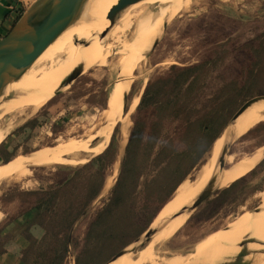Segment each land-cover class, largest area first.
<instances>
[{"label":"rangeland","instance_id":"obj_1","mask_svg":"<svg viewBox=\"0 0 264 264\" xmlns=\"http://www.w3.org/2000/svg\"><path fill=\"white\" fill-rule=\"evenodd\" d=\"M176 1L180 4L177 5ZM176 1L173 0L174 4H171L173 6L167 10L170 23L165 36L161 39L163 15L154 20L153 25L156 22L153 26L154 29L156 28L155 30L152 26L149 27L152 28L149 31H152L153 36L148 39L151 34L148 32L149 35L147 34L145 42L140 45V48L142 47L140 51L136 49V46L134 47L137 51L136 58L134 57L131 60L127 58L125 64H121L122 67L118 68L116 66L118 58L126 57L128 54L126 48H130L129 45H132L136 38L138 22L146 17L151 18L155 13V10L146 5L142 10V16L129 20V25L127 24L125 30L108 39L105 43H102V41L98 43L97 47L106 48L109 45L111 47L108 51L110 54L107 63L104 66H96L91 61L93 66L89 64L83 69L77 80L63 86L53 95H48L43 105L36 111L26 110L22 113H9L0 117V131L3 133L0 141V228L6 223L5 228L15 224L18 219L16 217L18 215V205L28 199L24 194L39 192L50 185L58 168L63 166L80 167L87 164L95 156L101 155L108 147L113 136L114 145L116 146L114 157L106 172L104 185L99 195L100 198L94 203V207L97 209L109 197V193L117 180L120 162L132 129V119L137 115V107L145 88L149 83L159 79L162 74L167 73L170 68H185L200 64L205 58H210L215 53V50L211 47L212 44L217 41L224 42V39H228L223 50H227L229 53L220 54L223 50L218 53L219 57L222 56V61L215 68L209 70L211 73L205 79L200 97L197 98L194 107L197 111H200V108L204 105L210 106L212 104L210 101L214 100V92L222 83V80L230 81L240 72L247 59L242 52L249 51V48L242 50L240 48L247 44L250 46L251 41L258 40V37L264 31V11L262 10L264 0ZM100 21L101 17L98 19L97 25L100 24ZM153 31L155 32L153 33ZM158 33L159 35H157ZM94 34L97 35V30L94 31ZM129 40L132 42L126 44ZM74 43L75 41H73L74 46H79V44ZM123 44H126L124 49H122ZM145 53H147L145 57L140 56ZM257 65V76L253 83L255 88L249 94L245 90V97L244 95L240 97L241 100L236 105L233 116L245 102L256 96L264 95V62ZM46 67H49V64ZM131 67H134V69ZM228 67L230 70L220 73V69ZM120 69L123 70V73L119 71ZM123 75L124 78L118 88L116 104L113 103L112 111H110L108 109L109 98L114 88H116L119 78ZM70 76L62 78L56 84H60ZM56 84L54 86H57ZM33 91L34 89L23 102H15L11 99L1 103L0 107L3 105L9 107L14 102L11 106L17 109H19L18 106L23 108L32 100ZM124 98H126V107L124 114L121 115L120 104H122L121 101ZM133 101L135 106L131 107ZM117 112L119 113L115 119ZM164 124L165 130L172 134L173 127L177 123L166 121ZM229 127L219 138L222 140V148L228 139H231L229 142L230 154L225 158L224 169L244 161V159L255 157L254 155L258 156L257 161L246 174L226 188L219 187L217 181H215L213 195L197 209L191 210L194 200L205 189L211 178H216V175L221 172L218 164L221 148L219 155L216 156L214 166H212L214 173L212 172L208 182L191 202L177 211L176 214L164 219L159 218L163 207L147 229L146 232L157 233L169 221L181 216L185 218L183 226L156 249V252L159 253L158 257L170 258L171 256L194 255L195 247L209 235L224 231L228 225H233L240 219L242 220L245 215H252L255 209L264 207L261 197L264 191V117L251 129H248L245 134L235 139L233 134L228 131ZM102 131L103 134H101ZM91 143L94 146H87ZM71 146L72 148H74L73 146L76 147L72 149ZM59 147H63V150L61 151L62 148ZM76 149L78 151H75ZM58 150L59 152H57ZM34 153H37L36 156L29 161L22 160L24 156ZM210 156L211 151L206 156L205 162L186 177L184 184H191L197 179L201 168L209 164ZM8 157L11 158L10 162L15 164L14 166L9 167V165L4 166L6 164H1V160ZM7 172L11 173L12 175H9L12 177L16 172L18 173L11 179ZM1 175H3L2 177L7 175V177L5 176L6 179L2 178ZM235 182L239 183L226 197L227 202L224 204L216 203L218 193ZM182 209H186L185 212L176 217ZM95 210H92L89 218L84 221L85 223L81 227H85L86 222ZM261 214L264 215V213ZM15 217L16 219H14ZM16 227L17 225L13 226V233L18 232ZM4 229L0 232V235L5 242L8 241L9 243L14 236L10 233H3ZM80 229L83 230V228ZM146 232L139 238L137 243L129 246L128 251L135 250L138 252L146 245L144 237ZM32 236L39 239L42 232L38 231ZM0 245L2 250L7 249L6 243H3L1 237ZM18 245V242H16L15 250L12 249L11 251V255L15 257L18 255ZM196 258L192 259L194 262L191 260L190 264L202 260L199 255ZM8 260L0 257V264H11V262H7ZM21 263L26 264V262H23L22 256ZM63 264H74L72 252L66 254Z\"/></svg>","mask_w":264,"mask_h":264},{"label":"trees","instance_id":"obj_2","mask_svg":"<svg viewBox=\"0 0 264 264\" xmlns=\"http://www.w3.org/2000/svg\"><path fill=\"white\" fill-rule=\"evenodd\" d=\"M262 8L264 11V4ZM224 40L211 45L215 50L212 57L194 66L172 67L147 85L132 119L115 185L97 209L94 203L114 157L113 136L101 155L80 167L58 168L50 185L24 194L28 199L18 205L16 217L35 212L31 226L42 232L39 239L25 233L24 263L63 264L66 254L72 252L74 264H107L139 240L186 177L205 162L213 144L231 124L245 90L249 94L255 88L257 64L264 62V31L254 40L255 45L251 41L250 46L240 48H249L242 52L247 57L245 65L230 81L222 80L212 104L200 111L194 108L209 70L222 61L218 53L227 45L228 39ZM225 51L220 54L229 53ZM228 70L220 69V73ZM166 121L177 123L172 134L165 130ZM10 161L8 157L1 164ZM239 182L220 191L216 203H226Z\"/></svg>","mask_w":264,"mask_h":264},{"label":"bare ground","instance_id":"obj_3","mask_svg":"<svg viewBox=\"0 0 264 264\" xmlns=\"http://www.w3.org/2000/svg\"><path fill=\"white\" fill-rule=\"evenodd\" d=\"M117 1L118 0H89L80 20L66 32H64L43 53V55L33 64L30 70L25 75H23L21 79H19L15 84L8 87L6 93L14 91L15 96L12 100L15 102H23L28 98L32 89H34V95L32 96V100H30V103L27 104L26 102L27 105L23 108L22 106H18L19 109L11 106L14 102L9 105V107H5L6 105H3L4 107H0V117L4 114L15 112L22 113L26 110L32 112L39 109L43 105L46 98H48V95H53L63 87L62 82L60 84L56 83L60 82L62 78H66V76L72 75L78 64H83L84 68H86L89 64L93 66L91 63V61H93L94 65L96 66H104L107 63V59L110 54L108 53V51L111 49V47H109L110 45L106 48L97 47L98 43L101 41L102 43H105V41H107L108 39L117 36L118 33H121L123 30H125V27L129 25V20L142 16L141 13L145 8V5L151 7L152 10H155V13L151 18L146 17L145 19L138 22L136 27V38L132 42V45H129V47H131L126 48L128 50V54L124 58H118L116 66L118 68L122 67L121 64H125V60H127V58L131 60L135 57V54L137 52L136 49H139L140 51V49L142 48H140V45L145 42L148 32L152 34V31L150 32L149 29L151 30L156 24L155 22L153 25L154 20L159 16H165L164 13H166L167 10H169V8L173 6L171 5L172 3L174 4L173 0H147L143 3V5L133 6L119 19H115L113 25L106 32V28H108L109 26L107 13L110 8L116 4ZM177 3V5L180 4L179 2ZM100 17V24L97 25V21ZM151 26L152 28H149ZM95 30H97V35L94 34ZM154 32L155 31H153V33ZM103 33L105 34L102 35ZM151 34L150 36H148V39L153 36V34ZM157 35H159V33ZM75 40L79 43L88 42L89 45L86 47L80 45L74 46L73 41ZM135 46L136 49H134ZM122 47V49H124L126 47V44H123ZM146 54L147 53H145L144 55L141 54L140 56L145 57ZM48 64L49 67H46ZM131 68L134 69V67ZM119 71H122L123 73V70L120 69ZM123 78L124 75L119 78L117 86L115 84L116 88H114L109 98L108 109L110 111H112L111 107L112 105H114L113 103L116 102V97L119 91L118 88L121 85V81ZM55 84L57 86H54ZM3 102L5 101L0 100V104ZM134 106L135 102L133 101L131 107ZM130 110H132V108H130ZM118 113L119 112H117L115 119ZM263 117L264 102H259L252 105L244 113H242L234 123L232 122L228 131L233 134L234 139L238 136L241 137V135L245 134L248 129H251L252 126L261 121ZM103 131L101 134H103ZM2 137L3 133L0 131V141ZM230 141L231 139L229 138L226 144H229ZM87 146L90 145L87 144ZM73 147L74 148H72L71 146L72 149H75L76 146ZM59 148H62L61 151L63 150V147ZM221 148L222 140L219 139L212 146L209 164L201 168L197 179L193 183H182L177 188L172 199L164 206V208L160 212L159 218L164 219L172 216L173 214H176L177 211L189 204L191 200L199 193L200 189L208 182L209 178L211 177V174L213 172L212 166H214L213 164L215 162L216 156L219 155ZM75 151L78 150L76 149ZM57 152H59V150ZM37 153L24 156L22 160L29 161L30 159L34 158ZM254 156L256 158L250 157V159H244V161H241L235 165H231L230 167L222 170L218 175H216L215 181H217V185L221 188H226L232 182L236 181L241 176L246 174L252 168V166H254L253 164L257 161L258 156ZM8 165L9 167H12L15 164L10 162L4 166ZM17 173L18 172H16V174ZM9 174L11 173H8L7 175ZM7 175L5 176L7 177ZM15 175L13 177L9 175V177L12 179L15 177ZM2 176L3 175H1V177ZM5 176L2 178L6 179ZM261 197L264 204V191ZM262 211H264V207L259 208L258 211H254L250 216H246L244 214L245 216H242L243 218L241 217L242 220L240 219V221L234 223L233 225H228V227L224 231H219L209 235L207 238L201 241V243H199L197 247H195L194 255L171 256L170 258L158 257L159 253L156 252V249L161 245V243L170 238L183 226L185 218L183 216L178 217L175 220L169 221L163 228H161L155 235H153L150 241L137 253L133 255L126 254L118 260L113 261L111 264H190L193 261L192 259H195L197 255H199V257H202V260L193 264H220L229 262V260L233 258L239 252V250H241V248L251 239L255 240L257 244H252L244 248L246 253L249 254L246 260L250 261V264H264V255H257L260 250H264V247L260 246L261 244H264V215L261 214L264 212Z\"/></svg>","mask_w":264,"mask_h":264},{"label":"water","instance_id":"obj_4","mask_svg":"<svg viewBox=\"0 0 264 264\" xmlns=\"http://www.w3.org/2000/svg\"><path fill=\"white\" fill-rule=\"evenodd\" d=\"M147 0H118L107 13L109 26L106 32L113 25L115 19H119L131 7L143 5ZM89 0H34L33 3L24 10L19 18L12 25L8 33L0 39V100L9 101L14 98V91L7 92L9 86L15 84L25 75L33 64L43 55V53L69 28L76 24ZM168 11L163 17V27L161 39L165 36L169 27ZM103 33L102 35H104ZM129 40L126 44L131 43ZM75 44L86 47L88 42H77ZM84 69L83 64H78L73 74L62 82V86L71 84L81 75ZM264 102V95L256 96L245 102L232 118L234 122L242 113L252 105ZM126 98L122 99L121 115L124 114ZM95 142V141H94ZM92 142V143H94ZM92 143L90 146H92ZM230 144H226L220 153L218 164L222 171L225 168V158L229 156ZM120 168V166H119ZM215 179L211 178L205 189L194 200L191 210L197 209L201 204L213 195ZM186 209H182L176 217L181 216ZM254 211H258L255 209ZM175 217V218H176ZM155 232L148 231L145 234L146 244L150 241ZM137 240L135 243H137ZM257 244L251 239L239 252L229 260L220 264H250L246 258L249 254L244 248L249 245ZM260 246L264 247V244ZM128 248L121 250L111 259L108 264L118 260L126 254H135V250ZM257 255H264V250H260ZM256 255V256H257Z\"/></svg>","mask_w":264,"mask_h":264},{"label":"crops","instance_id":"obj_5","mask_svg":"<svg viewBox=\"0 0 264 264\" xmlns=\"http://www.w3.org/2000/svg\"><path fill=\"white\" fill-rule=\"evenodd\" d=\"M33 1L34 0H20V3L17 4L16 0H0V39L3 38L12 27V19L16 16L17 11L20 10V7L24 4L27 9L33 3ZM92 146L94 145L92 144ZM35 215L36 213L33 211L28 212L22 217L20 216L16 220L15 224H11L8 228L4 229L5 231H3V233H10L14 236L9 243L8 241L5 242L4 238L0 235L1 239H3V243H6L7 247L6 250H3L2 253H0V257H2L4 260L9 259L7 262H11V264H22V251L26 247L25 233L29 231L33 235L34 233L39 231L36 227L31 226ZM14 225H17V233H13ZM16 242H18L19 245L17 246L18 255L15 257L11 255V251L12 249H14Z\"/></svg>","mask_w":264,"mask_h":264},{"label":"built area","instance_id":"obj_6","mask_svg":"<svg viewBox=\"0 0 264 264\" xmlns=\"http://www.w3.org/2000/svg\"><path fill=\"white\" fill-rule=\"evenodd\" d=\"M17 1V4L20 3V0H16ZM26 10V6L23 4L21 7H20V10L17 11V14L16 16L12 19V25L15 23V21L19 18L20 14Z\"/></svg>","mask_w":264,"mask_h":264}]
</instances>
